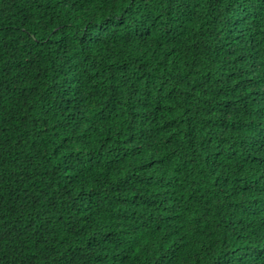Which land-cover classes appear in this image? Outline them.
Returning a JSON list of instances; mask_svg holds the SVG:
<instances>
[{"label": "trees", "instance_id": "obj_1", "mask_svg": "<svg viewBox=\"0 0 264 264\" xmlns=\"http://www.w3.org/2000/svg\"><path fill=\"white\" fill-rule=\"evenodd\" d=\"M0 264H264V0H0Z\"/></svg>", "mask_w": 264, "mask_h": 264}]
</instances>
